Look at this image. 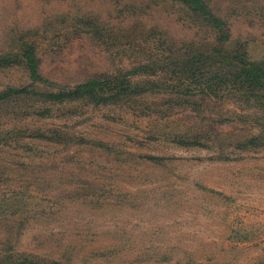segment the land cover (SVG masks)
I'll list each match as a JSON object with an SVG mask.
<instances>
[{
  "label": "rangeland",
  "instance_id": "1",
  "mask_svg": "<svg viewBox=\"0 0 264 264\" xmlns=\"http://www.w3.org/2000/svg\"><path fill=\"white\" fill-rule=\"evenodd\" d=\"M206 1L230 48L264 58V0ZM191 23L174 0H0V53L34 44L50 88L118 73L158 84L107 104L28 95L0 107V257L264 264V145L244 143L264 135V112L146 72L201 40ZM27 83L46 87L21 63L0 68V88ZM47 129L59 135L35 136Z\"/></svg>",
  "mask_w": 264,
  "mask_h": 264
},
{
  "label": "trees",
  "instance_id": "2",
  "mask_svg": "<svg viewBox=\"0 0 264 264\" xmlns=\"http://www.w3.org/2000/svg\"><path fill=\"white\" fill-rule=\"evenodd\" d=\"M187 20L191 21V27L204 30L206 34L200 36V41L194 37L182 45L185 50L178 54L175 48L169 47L170 59L168 65L162 69L146 71L147 74L170 80L171 91L176 92L180 86L193 93L195 90L216 97H229L248 108L256 109L255 113L264 112V58H251L246 48L236 42L234 48L228 46L230 31L226 21L217 15L206 0H174ZM20 49V57L17 55L0 53V68L23 64L30 79L43 83L45 88L32 86L31 83L22 85L8 84L0 88V107L9 101L20 97L36 95L39 105L47 101H70L84 99L95 104H107L117 102L123 97L133 93H143L153 90L156 78H145V84H132V79L118 73L111 78L100 79L89 77L70 87L50 88L48 84L54 81L43 76L39 70L36 48L31 42H23ZM152 62V61H151ZM156 64V63H155ZM157 66V64H156ZM154 68V67H153ZM172 82V83H171ZM160 84H164L160 81ZM159 84V85H160ZM165 85H162L164 88ZM187 92H184V94ZM47 107L39 108L34 115H48ZM25 112V111H24ZM260 127L264 128V116L255 115ZM261 118L262 121H261ZM37 130V138L52 139L54 135ZM54 131V130H53ZM247 145H264V135L255 134L245 142ZM13 258L11 255L0 257V264H60L57 261H40L38 259Z\"/></svg>",
  "mask_w": 264,
  "mask_h": 264
}]
</instances>
